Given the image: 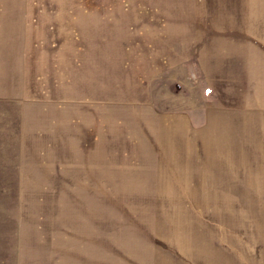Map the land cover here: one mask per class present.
Segmentation results:
<instances>
[{
    "label": "rangeland",
    "instance_id": "obj_1",
    "mask_svg": "<svg viewBox=\"0 0 264 264\" xmlns=\"http://www.w3.org/2000/svg\"><path fill=\"white\" fill-rule=\"evenodd\" d=\"M263 29L264 0H0V264H264Z\"/></svg>",
    "mask_w": 264,
    "mask_h": 264
},
{
    "label": "crops",
    "instance_id": "obj_2",
    "mask_svg": "<svg viewBox=\"0 0 264 264\" xmlns=\"http://www.w3.org/2000/svg\"><path fill=\"white\" fill-rule=\"evenodd\" d=\"M240 18H242V17H240ZM227 20H228V19H227ZM243 20H244V19H243ZM245 20H246V21H244V22L247 23L248 18L245 17ZM258 20H260V22H261L262 19H258ZM241 21H242V20H241ZM248 22H249V21H248ZM231 24H232V23H231ZM233 24L235 25V22H233ZM257 24H259V23H257ZM247 25H248V23H247ZM263 30H264V29H263ZM191 48H192V47H191Z\"/></svg>",
    "mask_w": 264,
    "mask_h": 264
}]
</instances>
